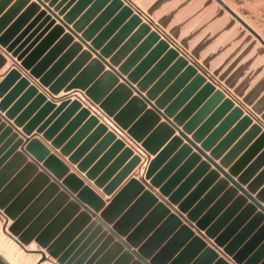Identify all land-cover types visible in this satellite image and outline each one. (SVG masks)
<instances>
[{
  "label": "water",
  "instance_id": "95a60500",
  "mask_svg": "<svg viewBox=\"0 0 264 264\" xmlns=\"http://www.w3.org/2000/svg\"><path fill=\"white\" fill-rule=\"evenodd\" d=\"M9 1L0 0V45L7 47V50L12 51L13 55L18 56L19 60H23V66L26 69H30L34 76L40 77V81L44 86H50L52 93L58 94L62 90L67 92L72 89L85 90L88 97L95 102H101L102 108L109 115H113L115 120L124 129H127L137 141L142 142L146 150L155 155V157L150 161L144 178L141 180L135 177L131 178L115 194L110 203L104 207L105 201L88 185H84V181L75 173H70V167L61 158L52 153L50 148L43 144L41 140L38 138L31 139L28 135L36 129L46 141L51 142V145L55 149H59L63 156H68L72 164H77V168L81 172H85L90 180H95V184L99 188H103L108 194H111L123 182L131 172V168L139 162V157L135 156L115 180L106 185L111 176L119 170L123 162L132 155V150L125 147L123 141L117 139L115 134L109 131L106 125L99 123L98 118L91 115L90 111L86 107H83L79 99H72L70 96L60 99L61 103L55 113L40 125L42 118L51 108L55 107V103L51 100L48 101L45 94L37 93L38 89L35 86L28 85V80L26 79L21 80L11 89V86L15 84L16 79L21 75L16 68H12L0 83V119L4 117L10 124L5 127L0 136V141L9 136L7 142L0 149V154L10 142L15 141L19 137L17 132L13 133V129L17 130L19 127H22L24 138L20 137L16 140L15 144L0 157V213L6 222L4 228L6 229L8 226L9 219L13 220V223L8 227V234L24 248L35 239L42 248L46 249V252L42 250L36 251L42 254L40 262L47 259L48 253L59 264H104L101 263L103 259H98V257L103 252V248L116 238L117 242L115 245L118 248H123V246L127 248L124 255L128 256V258L137 257V260L133 264H167L165 262L167 261L166 258H169L170 255L172 256L184 240H190L188 246L179 253V256L171 264H177V261H181L182 259L185 261L187 256L184 254L190 246H198L203 251L202 257L208 256L210 260H214L215 264H231L227 259L219 256L218 249L216 250L211 246H207V242L202 237L195 235L192 227H196L200 233L204 231L206 237L214 239L217 248L223 247L225 254L231 256L235 264H264L263 216L261 214L256 215L248 223H245L247 222L245 220L249 213H245L246 209L238 213L240 197H237L235 202H232L226 209H223L228 199L232 196L235 197L236 191L233 187L227 189L222 197L209 207L213 201L212 199L216 196L215 194L225 183L224 180H220L202 200L194 205L198 195L205 189L210 180L218 175L216 171H211L204 182L190 195L185 197V192L191 184V180L199 172L206 170L210 162L214 164L219 172L223 173L228 181L233 183L235 188L241 190L264 213L262 201L253 197L247 189H244L240 180L234 179V168L230 172H227L223 165H219L215 161V159L222 156V150L227 144L226 142H222L213 149L217 137L231 124L229 122L232 116L241 115L242 110L236 107L231 115L210 136L206 137L205 131L207 125L200 127V129L197 126L209 116L214 104L220 102L224 98V94L221 91H216L209 100H205L206 96L213 92L214 87L212 84L206 83V78L202 74L196 73L190 81L185 82L187 78L185 73L188 72L190 74L191 70V67H188L183 76H179L176 79L180 78V81L173 83V85H179L180 83L183 89L175 95L173 103L162 110L158 104L144 95L142 90L145 87L135 86L134 79L126 77V71L123 68L116 69L113 60L107 61L106 58L109 52H112L111 49L105 46L100 49L94 43L88 44L87 41L91 38L90 34L87 35V38L84 35L80 36L75 26V29L69 26L67 18L63 20L58 15L56 16L62 24L82 42L86 43L90 51L97 55V58L93 59L90 52H84L78 58L77 63L79 59L82 61L86 60L87 63L78 77L68 84L69 76H63L62 79L53 83L54 76L52 71L42 75L47 63L50 62L49 56L52 53H49L36 63V58L42 53L41 48L27 55L28 51L19 53L21 47L13 50L18 40L11 41L38 5L32 3L6 29L12 21V17L16 15L18 7L27 0H17L10 9L1 14L2 9ZM127 16L129 17L128 13L122 10L113 19V26L122 25L121 30L113 37L115 44L117 40H123L129 36L131 29L138 26L141 22V19L136 15L132 16L126 25L123 26L122 23L127 19ZM149 29L146 24H143L140 31L130 35L131 38L125 43L120 53H124V49L126 48L133 49L137 47L134 51L135 59L139 57L141 59L142 56L151 50L141 63L143 68H148L158 60L161 54L166 52L165 56L152 69L153 74H159L176 59L178 52L173 48H169L165 40H160L156 32L148 34ZM58 30L59 33L63 32L61 27H55V31ZM104 31L109 33L107 27ZM144 35H147L146 40L138 45L140 38ZM65 36L67 37V35ZM68 36L72 39L71 35L68 34ZM154 45L155 47L151 49ZM74 47L81 50V45L78 43L72 48ZM131 60L134 59L132 58ZM1 64L2 62L0 66ZM61 64L60 61L57 62L54 65V71L58 70ZM105 64L112 71H104ZM76 65L74 63L72 67ZM185 65L186 61L181 57L175 63V66L178 67H185ZM175 66L167 73V77H171L170 72L171 70H175ZM119 79H122L124 82L119 83ZM26 87L25 92H20V90ZM133 91L138 95H133ZM30 100L32 101L30 102ZM204 100L206 101L205 104L195 111L196 109L193 107L199 105ZM188 101L190 102L187 104ZM148 105L151 107L148 108ZM180 106H184L185 109L182 112L180 111L182 114L178 116L176 113L179 112V109L175 111V108ZM4 112L5 114L2 116L1 114ZM191 114H193L191 119L186 122L185 118ZM161 117L166 121L161 122ZM181 117L184 118L182 119ZM196 128L198 130L195 132ZM175 130H178L180 136L172 138ZM188 134H192L193 137L190 138ZM183 138L188 144L183 145L167 161L175 144L181 143ZM204 138L206 139L204 140ZM198 142H200V146L197 144ZM21 145L22 150L18 151L17 148ZM193 147L198 153L191 154L186 163L168 179L169 173L178 164L181 157L187 153L190 154ZM108 148L109 150L93 165L96 157L101 156ZM208 150L211 151V155L206 153ZM87 152L89 154L86 156ZM119 152H121L120 156L111 163ZM201 156H205L208 163L202 162L195 173L176 189L178 180L184 175L188 166L195 160L197 161ZM226 160L223 159L222 163L225 164ZM109 164L111 165L108 169L98 177L103 168ZM237 166H240V161ZM40 168L43 171H40ZM249 171L245 173L246 176L250 175ZM32 178L34 180L29 185L28 182ZM51 179L54 181L51 182ZM147 179L150 180L148 185L159 187L160 192L168 196L169 202L178 205V213H171L170 208L165 202H159L154 193L145 189ZM39 181L44 185H48V190L55 193L59 192V197L63 200L68 201L70 197H73L74 200L71 201L70 205L75 206L76 210L84 207L85 212L81 216H84L87 220L82 224L90 220V216L98 217L109 229L108 231L111 235L108 236L107 233H102L95 244L78 259V256L84 251L86 245L81 246L77 251L75 250L85 232L75 242L71 243L79 232V228L75 227L74 223L53 243L50 242L54 239L58 230L52 232L50 237H43L38 235L39 227L36 226L38 222L27 228L34 210L38 206V202H36L27 209L31 197L35 192V188H32V185H35ZM61 187L63 190H60ZM140 194L141 196L135 200L136 195ZM149 205L153 206V210L145 217H143L145 214L141 215L142 213L136 215V211L140 206H144L142 211H140L143 212ZM100 210L101 212L98 216L97 212ZM252 210L253 206L249 205L247 211L251 212ZM159 213H163L167 218L158 229L153 231V226L157 221ZM182 213H186V217H183ZM183 219L188 224H183ZM138 222L140 223L138 224ZM193 222H195V226ZM137 224L138 226L133 229ZM109 225H112V227ZM92 226H95V222L92 223ZM172 228L177 229L174 236L165 241ZM95 231L96 233H100L102 231L101 226H98ZM105 236H108V238L104 245L92 255L94 246ZM145 238L147 239L145 240ZM162 244L164 245L161 246ZM157 250L159 251L155 253ZM0 264L10 263L0 254ZM114 264H124V262L120 258Z\"/></svg>",
  "mask_w": 264,
  "mask_h": 264
},
{
  "label": "rangeland",
  "instance_id": "374dc122",
  "mask_svg": "<svg viewBox=\"0 0 264 264\" xmlns=\"http://www.w3.org/2000/svg\"><path fill=\"white\" fill-rule=\"evenodd\" d=\"M16 1L17 0H10L2 9L1 14H4L10 9ZM32 3H36L38 7L32 11V14L11 40H18L13 50L21 47L19 53L28 51V55L36 49L41 48L42 53L36 58V63L41 61L49 53H52L49 56L50 62L47 63L42 75L52 71L54 76L52 80L53 83L62 79L63 76H69L67 84L75 80L87 63L86 60L82 61L80 59L77 63L78 58H80L84 52H90L93 59L97 58V55L90 51L86 43L82 42L76 35L71 33L56 15L63 20L67 18L69 20V26L72 28L75 26L80 36L84 35L87 38V35L90 34L91 38L87 41L88 44L91 45V43H94L96 46L100 47V49L104 48V46L111 49L112 52H109L107 55V61L113 60L116 69L123 68L126 71L125 76L134 79L135 86L139 85L145 87V89L142 90L144 95L158 104L162 110L173 103L172 101L175 95L183 89L180 83L179 85H173V83L180 81V78L178 80L176 79L179 76L182 77L188 67H191V70L190 74L188 72L185 73V76H187L185 82L190 81L196 73L202 74L206 78V83H210L214 87L213 92L209 93L205 100H209L216 91H221L224 94V98L217 104H214L209 116L202 120L197 127L200 129V127L207 125L205 136L208 137L231 115L236 107L242 110L241 115L232 116L229 122L231 124L217 137L213 149L220 143L226 142L227 144L222 150V153L226 154L229 148L235 143L233 149L224 158V160L227 159L225 164L222 163V161L218 164L223 165L224 169L226 167L229 168L228 171L225 169L227 172H230V170L234 168V179L240 180L243 184L242 187L247 189L253 197L262 201L261 204L264 205V182L260 183L261 181H259V179L251 183L247 181V178L249 176L251 177V175L257 171L262 161H264V150L250 166H243L257 151L264 148V0H29V2L27 0L18 7L16 15L12 17V21L8 24L6 29L10 27ZM122 10H125L129 15L122 23L123 26L126 25L127 21L132 16L136 15L141 19V22L138 26L131 29V34H129V36L123 40H117L115 44L113 37L118 34L122 25L113 26V19L116 15H119ZM143 24H146L150 28L148 34L156 32L160 40H165L169 48H173L178 52L176 59L178 60L180 57L183 58L186 61L185 67L175 66L177 61L175 59L162 71V73L157 71L159 74H153L152 69L157 62L165 56L166 52L161 54L158 60L148 68H143L141 63L151 50L142 56L141 59H139V57V60L137 58L135 59L134 54L137 47L133 49L126 48L127 50L124 49V53H120L125 43L131 38L130 35L140 31ZM45 25L46 27L44 28ZM58 26L63 29L62 33H59V30L55 31V27ZM106 27L109 33L104 31ZM43 28L44 30L41 31ZM31 30L32 33L28 36ZM68 34L71 35L72 39H70ZM65 35H67V37ZM147 35L140 38L138 45L146 40ZM26 36L28 37L24 40ZM34 36H36V38L28 46L27 44L30 38L33 39ZM43 36H45V38H43ZM75 38L76 41H73ZM56 40L59 41L56 43ZM77 43L81 45V50L75 47L72 48ZM155 45L151 49H153ZM0 47L3 48L7 54H10L13 61L12 67L4 74L0 83L12 68H16L21 75L16 79L11 89L21 80L26 79L28 80V85L35 86L38 89L37 93L45 94L48 101L51 100L55 104L56 101L60 99L54 96H57L61 92L66 93L64 97L70 96L72 99H79L83 107H86L91 115L98 118L99 123L106 125L108 130L113 132L117 139L123 141L125 147L132 150V155L127 158L123 164L128 162V165L135 156H138L139 162L131 168V172L134 168L138 167L136 174H138L140 178L145 177L149 163L154 157L152 158V154L146 150L142 142L137 141L127 129H124L115 120L113 115H109L102 108L101 102H95L87 96L85 90L81 89H72L67 92L62 90L58 94L52 93L50 86H44L40 81V77L34 76L30 69H26L23 66V60H19L18 56H14L12 51L7 50V47L1 45ZM84 47L85 49H83ZM63 52L66 53L61 55ZM132 58L134 60H131ZM5 61V55L0 52V63L2 62L0 68ZM59 61L62 64L58 70L54 71V65ZM74 63L77 65L72 67ZM173 66L176 68H174L175 70H171V77L169 78L167 77V73ZM104 71L112 70L105 64ZM122 82L124 81L119 79V83ZM201 88H199V90H201ZM26 89L27 87L20 90V92H25ZM133 95L138 94L133 91ZM18 98L16 99L18 100ZM60 98L62 99L63 97ZM205 100L193 107L196 109L195 111L205 104ZM31 101L32 100H30V102ZM189 102L190 101H188L187 104ZM150 107L151 106L148 105V108ZM176 109H179V112L176 113V115L179 116L182 114L181 112L185 107H176L175 111ZM195 111L194 113H196ZM193 114L186 117L185 121L188 122ZM181 118L183 119L184 117ZM164 121L166 120L164 119ZM198 128H196L195 132ZM19 132L22 133L21 131ZM192 137L191 134L190 138ZM205 139L206 138H204V140ZM247 144L249 148L241 157L240 166H237L239 163L237 162L232 168L228 167V165H226L227 161L231 160V157L235 155L238 148L242 149ZM108 150L109 148L105 150L101 156L96 157L93 165H95ZM209 152L208 155H211V151ZM233 153L234 155H232ZM120 154L121 152L115 157L113 156L114 159L111 163H113ZM217 159H215V161ZM206 161L208 160L206 159ZM211 164L212 163L209 162V165ZM110 165L111 164L103 168L101 173ZM239 169L243 173L237 175V170ZM248 170H250V175L246 176L245 173H247ZM213 171H216L218 175L222 173L217 169ZM257 172L255 174H257ZM101 173L98 177L103 174ZM261 175H264V171ZM236 176L238 177L236 178ZM222 180H224L225 183L221 186V189L227 182H230L225 176ZM93 181L95 183V180ZM84 185L86 184L84 183ZM231 187L236 191L235 197H230L223 209H226L232 202L236 201L237 197H240L238 213L243 212L245 209V213H249L245 220L247 222L245 223H248L250 219L259 214L263 216L264 221V213L261 209L255 206L241 190L235 188L234 185ZM237 191H240L241 194L238 195ZM249 205L253 206L251 212L247 211ZM4 221L5 219L2 220L3 223L0 222V229L5 227L6 222ZM8 227L9 226H7V231L9 232ZM199 234L202 237L209 238L205 236L204 231ZM213 244L214 247L215 242H213ZM29 246L34 247V250L42 249L35 242L34 244L27 245V248ZM214 249L221 251L225 257L231 258V256L225 254L223 247L217 248V246H215ZM27 252L32 254L33 260L36 258V251ZM130 258L131 261L129 264H133L137 260L136 256ZM51 260L54 261V264H59L55 258L51 257Z\"/></svg>",
  "mask_w": 264,
  "mask_h": 264
},
{
  "label": "crops",
  "instance_id": "0c3cea01",
  "mask_svg": "<svg viewBox=\"0 0 264 264\" xmlns=\"http://www.w3.org/2000/svg\"><path fill=\"white\" fill-rule=\"evenodd\" d=\"M47 25V24H46ZM46 25L44 26V28L46 27ZM44 28L41 30L43 31ZM40 31V32H41ZM67 32V31H65ZM32 33V30L29 32L28 36ZM26 36L24 38V40L28 37ZM46 36V34H45ZM45 36H43V38H45ZM36 38V36L33 37V39L30 38L29 42H28V46L32 43V41ZM59 39V38H58ZM42 40V38H41ZM40 40V41H41ZM59 40H56V43ZM76 41V38L73 40ZM39 44V43H38ZM85 49V47L83 48ZM0 52L3 53L6 57V61L3 64V66L0 68V81L3 79L4 74L9 70V68L12 67L13 65V61L12 58L10 57V54H7L3 48L0 47ZM48 52V51H47ZM66 52L61 53L65 54ZM64 95H66V93L61 92L60 94H58L57 97L58 99H61L60 97H64ZM61 100H57L55 106L51 108L46 114L45 116L42 118L40 125L43 124L52 114L55 113V111L57 110V107L60 105ZM5 114V112L3 114H1L2 116ZM13 122V120H11ZM164 121V118H161V122ZM9 122L6 121V119L4 117H1L0 119V136L3 133L4 129L6 126H9ZM19 131L22 132V128L19 127L18 130L13 129V133L17 132L18 133V138L16 140H18L20 137H23V134L20 133ZM179 132L178 130H175V133L173 134L172 138L174 136H178ZM31 139L33 138H38L39 140H41V142H43V144H45L47 147H49L52 151V153H56L57 156L59 158H61L69 167H70V173H75L80 179H82L84 181V183L86 185H89L93 191L95 193H97L99 195V197L101 199H103L105 201V206H107L110 201L112 200V198L115 196V194L131 179V178H137V179H142L140 178V176L137 173L138 167L134 168V170L123 180V182L121 184H119V186H117L112 194H108L107 192H105L103 190V188H99L95 185L93 180H90L89 178H87L86 174L84 172H81L78 168L76 164H72L69 161V158L67 156H63L60 153L59 149H55L51 146L50 142L46 141L43 137L42 134L36 132V130H34L31 134L28 135ZM189 136L191 137V134H189ZM24 138V137H23ZM171 138V139H172ZM9 139V136L4 138L3 140L0 141V149L4 146V144L7 142V140ZM15 140V141H16ZM15 141L10 142L1 152L0 157L3 156L14 144ZM169 143V142H168ZM188 144V142L183 139L182 142L175 144L174 148L172 149L171 153L169 154L167 161L170 160L179 150L180 148L185 145ZM23 145V144H22ZM22 145L19 146L17 148L18 151L22 150ZM198 145H200V143H198ZM235 146V143L229 148V150L225 153L222 154L221 158L217 159L216 162L217 163H221V161L229 154V152L233 149V147ZM249 146L248 144L245 145L242 149H237V152L232 154L234 155L233 157H231L230 161H227L228 167L232 168L237 162L240 161L241 157L244 155V153L248 150ZM264 150V148H261L259 151H257L254 156L252 158H249L245 163H244V167L250 166L255 160L256 158H258V156L261 154V152ZM197 153V150L195 148H192V151L185 155H183L181 157V160L178 162V164L171 170V172L168 175V179L171 178L185 163L186 161L189 159L191 154ZM207 154H209L210 152H206ZM89 154V152L86 153V156ZM155 157V155H152V158ZM30 160V158H29ZM202 162H207L206 158L204 156H201L197 161L195 160L191 165L188 166V169L186 170V172L184 173V175L178 180L177 184H176V189H178L183 183H185L188 178H190L192 176V174L195 173L196 169L198 168V166L202 163ZM128 162H126L125 164H123L119 170L113 174L109 180V182L107 183L110 184L113 180H115V178L120 174V172L126 167ZM208 163V162H207ZM209 165V163H208ZM108 168H106L102 173H104ZM216 168L214 167L213 164L209 165L208 168L204 171L199 172L192 180H191V184L188 186L186 192H185V197H187L188 195H190L200 184H202L204 182V180L206 179V177L208 176V174L215 170ZM227 171L229 170V168H225ZM40 171H43L40 168ZM238 174L240 175L241 170H237ZM258 171V172H257ZM257 171H255L251 177L249 176L247 178V181L249 183L254 182L255 180L259 179V181H261L260 183L264 182V175H261V173L264 171V161H262V163L260 164V166L257 168ZM257 172V174H255ZM101 173V174H102ZM238 176H236L237 178ZM261 177V178H260ZM224 178V175L222 173H219V175H217L216 177H214L213 179L210 180V182L208 183V185L205 187V189L200 193V195H198L197 199L195 200L194 205H196L200 200H202L211 190L212 188L220 181ZM34 180V178H32L28 184L30 185L31 182ZM54 180L51 179V182H53ZM147 184L145 185V189L146 190H150L152 193L155 194V196H157L158 201L161 202H165L167 204V206L170 208V212L171 213H178L179 208L177 204H172L171 202H169V198L168 196L163 195L160 192L159 187H153L151 185H148V183H150V180H146ZM233 184L231 182H227V184L220 189L215 195V197L212 199L213 201L211 202L210 206L211 207L216 201H218V199H220L222 197V195L226 192V189L231 187ZM261 185V184H260ZM32 188H35V192L33 194V196L31 197V200L27 206V209L32 206L33 204H35L36 202H38V206H36L35 210H34V214L32 215V218L27 226V228L29 226H31L32 224H34L35 222H38V225H36L37 227H39V233L38 235H41L43 237H50V234L52 232H54L55 230L57 231L56 235L54 236V239L50 242L53 243L57 238L61 237L64 232L66 231V229H68L70 227L71 224L74 223L75 227L77 226L79 228V232L77 234V236L74 238V240H72L71 243L75 242L77 240V238H79L84 232L85 235L82 237V239H80V242L76 248L75 251H77L81 246L86 245L84 248V251L78 256L81 257L89 248H91L95 242L100 238V236L102 235V233H107L108 236L111 235V233L108 231L109 229L106 227V225H104V223H102L98 217H94V216H90V220H88L86 223L82 224L85 220H87L84 216H81V214L83 212H85V208L81 207L79 208V210L75 209V206H71L70 203L71 201L74 200L73 197H70V199L68 201L63 200L62 198L59 197V192L55 193L51 190H48V185H44L43 183H41V181L35 183V185H32ZM260 189V188H259ZM60 190H63V188L61 187ZM238 195L241 194L240 191H237ZM140 195H136V199H138V197H140ZM255 196V194H254ZM134 200V201H135ZM103 207V208H104ZM144 206H140V208L136 211V215L139 213H142L141 215L145 214L143 217H145L148 213H150L153 210V206L149 205L147 206V208L145 210L142 211V208ZM102 208V209H103ZM101 209V210H102ZM100 211L97 212V215H100ZM145 212V213H144ZM159 215V217H158ZM157 215V221L155 222V225L153 226V231L158 229L159 226L165 221V219L167 218V216H164L163 213H159ZM183 217H186V213H182ZM182 217V216H181ZM182 217V218H183ZM144 219V218H142ZM142 221V220H141ZM95 222V226H92V223ZM13 223L12 219H9V223L8 226L10 224ZM140 222H138L139 224ZM82 224V225H81ZM138 224L133 228L135 229ZM183 224H188L185 219H183ZM86 225V226H85ZM193 225L195 226V222H193ZM98 226H101V232H97L96 233V228ZM110 227H112V225H109ZM192 229L195 231V235H198L200 237H202L199 233V230H197L196 227H192ZM176 228H172L171 232H169L167 238L165 241H168L169 239H171L175 232H176ZM108 236L101 238L100 241L94 246V248L92 250L93 253L92 255L99 249L101 248L105 241L107 240ZM206 242H207V246H211L213 247V239L210 238H205L202 237ZM125 239V237H124ZM147 238H145L146 240ZM144 240V241H145ZM143 241V242H144ZM37 243L35 239L32 240L31 244ZM117 242V239L115 238L113 242H109L107 244V246L105 248H103V252L100 254V256L98 257V259H103V261L101 263L104 264H114L116 261H118L120 258L123 260L124 264H129V262L131 261V258H128V256L124 255V253L127 251V248L123 246V248H118L115 244ZM142 242V243H143ZM190 240H184V242L181 244V246L177 249V251L174 252V254L171 256H169V258H166L167 264H171L172 262H174V260L179 256V253L185 249L188 244H189ZM87 243V244H85ZM141 243V244H142ZM165 243V242H164ZM38 244V243H37ZM140 244V245H141ZM39 245V244H38ZM164 244H162L161 246H163ZM40 246V245H39ZM41 247V246H40ZM215 247V246H214ZM213 247V248H214ZM42 248V247H41ZM137 249V248H136ZM42 250H44L46 252L45 248H42ZM159 250L155 251V253H157ZM219 256L223 257L225 259H227L231 264H234V262L232 261V259L229 257H225L224 254L221 251H218ZM203 251L200 250L198 248V246H190L188 251L184 254L185 256H187V259L184 261V259H182L181 261H177V264H184L186 262V264H215L214 260H210V258L208 256H203ZM91 255V256H92ZM162 260V259H161ZM107 261V262H106ZM133 261V260H132ZM131 264V263H130Z\"/></svg>",
  "mask_w": 264,
  "mask_h": 264
},
{
  "label": "bare ground",
  "instance_id": "6f19581e",
  "mask_svg": "<svg viewBox=\"0 0 264 264\" xmlns=\"http://www.w3.org/2000/svg\"><path fill=\"white\" fill-rule=\"evenodd\" d=\"M2 218V219H1ZM4 219L3 215L0 213V222ZM5 222V221H4ZM6 229H0V254L10 263V264H54L53 260L49 258L47 253V259L41 261V252L36 253V258L32 259V254L27 251H41L42 249L34 250L32 246H21L16 240H14ZM44 251V250H42Z\"/></svg>",
  "mask_w": 264,
  "mask_h": 264
}]
</instances>
